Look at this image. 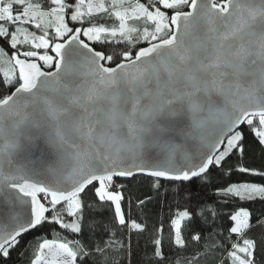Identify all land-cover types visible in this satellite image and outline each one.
<instances>
[{"label":"snow or ice","instance_id":"1","mask_svg":"<svg viewBox=\"0 0 264 264\" xmlns=\"http://www.w3.org/2000/svg\"><path fill=\"white\" fill-rule=\"evenodd\" d=\"M246 131L264 145V0H0V259L57 225L80 238H42L31 264H118L123 245L92 240L86 222L109 205L118 226L144 231L115 178L231 175ZM218 196L237 202L229 226L183 264H264V211L244 206L264 207V183ZM185 221L178 210L177 250ZM154 244L156 264H181Z\"/></svg>","mask_w":264,"mask_h":264},{"label":"trees","instance_id":"2","mask_svg":"<svg viewBox=\"0 0 264 264\" xmlns=\"http://www.w3.org/2000/svg\"><path fill=\"white\" fill-rule=\"evenodd\" d=\"M245 155L241 159L234 155L230 166L233 169L231 175H224L212 171L207 181L200 177L190 182L175 183L158 181L156 179L139 176L128 180H115L125 185L123 191L125 199L122 201L123 211L127 221L135 220L144 227V231L129 230L127 226H118L114 219V213L109 205H98L86 216V222L91 224L94 241H104L113 238L123 247L110 250V259L118 264H156L153 250L156 247L154 241L161 240L162 250L168 254L169 261L179 259L183 264L184 258H191L195 253L202 251L206 242L211 241L217 233L226 231L230 224L228 214L237 206L236 201L225 203L218 192L230 183H264V179L251 177L234 171L236 167L245 166L256 170H264V145H260L254 135L245 132ZM88 200H95L89 193ZM243 203V202H240ZM244 206L259 214L264 207L259 202H250ZM206 208H215L218 215L213 217L208 213L200 215V211ZM187 209L193 213V222L185 221L182 226L184 238L188 244L187 251L177 250L173 244L174 226L172 224L178 210ZM115 232V237L111 233ZM59 233V236H57ZM199 233L201 243L190 238V234ZM79 239L72 233L66 232L57 225L49 226L47 231L35 230L24 235L21 244L14 249L10 256L0 259V264H31L33 250L42 238ZM89 237H86L88 239ZM178 253V255L176 254ZM217 258L219 253L216 254ZM204 264L203 257L201 258ZM206 264H216L211 257Z\"/></svg>","mask_w":264,"mask_h":264},{"label":"water","instance_id":"3","mask_svg":"<svg viewBox=\"0 0 264 264\" xmlns=\"http://www.w3.org/2000/svg\"><path fill=\"white\" fill-rule=\"evenodd\" d=\"M139 176H144V177H148L147 175H145V174H138L137 176H135V177H139ZM132 178H134V177H132ZM148 178H152V177H148ZM197 178H199V177H194V178H192L191 180H189V181H169V180H165V179H163V178H161L160 179V181H164V182H175V183H186V182H190V181H192V180H194V179H197ZM128 179H131V178H115V180H120V181H122V180H128ZM152 179H155V178H152ZM6 210V205H4V204H2V203H0V212H3V211H5ZM34 231V230H33ZM32 232V231H31ZM26 234H28V233H25L24 235H26Z\"/></svg>","mask_w":264,"mask_h":264},{"label":"built area","instance_id":"4","mask_svg":"<svg viewBox=\"0 0 264 264\" xmlns=\"http://www.w3.org/2000/svg\"><path fill=\"white\" fill-rule=\"evenodd\" d=\"M117 184H120L119 182H116Z\"/></svg>","mask_w":264,"mask_h":264},{"label":"rangeland","instance_id":"5","mask_svg":"<svg viewBox=\"0 0 264 264\" xmlns=\"http://www.w3.org/2000/svg\"><path fill=\"white\" fill-rule=\"evenodd\" d=\"M122 209H123V205H122Z\"/></svg>","mask_w":264,"mask_h":264}]
</instances>
